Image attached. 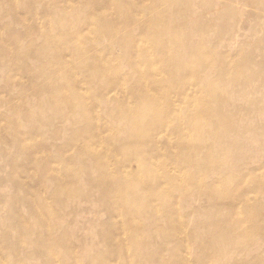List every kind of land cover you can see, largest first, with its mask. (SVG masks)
<instances>
[{"label": "bare ground", "instance_id": "obj_1", "mask_svg": "<svg viewBox=\"0 0 264 264\" xmlns=\"http://www.w3.org/2000/svg\"><path fill=\"white\" fill-rule=\"evenodd\" d=\"M20 1L37 16L38 5L48 0ZM52 1L49 33L60 34L61 46L50 34L44 44L36 40L22 44L10 33L7 42L9 47L12 40V47L5 45L7 53L14 51L6 63L8 58L12 63L19 60L9 67L10 74L17 72L26 81L12 79L3 93L16 89L32 100L0 98L12 112L0 122V146L5 148L4 158H11L8 175L16 191L0 197L2 226L5 229L12 221L7 211L11 199L29 206L30 214L16 218L19 243H9L7 230L1 234L0 264H12L5 258L10 252L19 257L15 264H40L27 247L47 257V264H258V259L248 262L237 255L249 253L259 239L264 240V177L259 170L246 171L239 179L240 188L228 190L223 171H217L243 133L234 130L216 82L235 83L238 77L231 71L240 72L255 59L232 58L222 51L215 78L204 86L201 75L214 62L215 52L204 43L188 46L180 27L169 26L167 18L179 16L178 0H85L82 7L74 6L76 0ZM180 1L183 26L191 12H187L189 0ZM123 8L128 9V18ZM5 12L7 17L16 15L11 7ZM234 12L228 8L225 16ZM32 21L36 26L37 19ZM226 34V29L220 32L219 46L229 47L223 39ZM146 39L151 52L146 50ZM91 46H102L104 51ZM110 55L117 57L104 65ZM82 71L89 75L84 86L90 89L75 78ZM112 91L116 99L110 96ZM186 95L196 111L182 117ZM64 122L69 125L64 127ZM121 129L124 137L115 134L111 142L126 138L123 148L100 154L102 134ZM203 140L213 142L205 145ZM207 164L215 167L208 169ZM112 165L120 166L114 175L109 173ZM135 165L132 174L128 170ZM149 168L157 170L142 172ZM164 182L173 186L165 187ZM187 192L214 203L206 210L190 205L185 209L181 193ZM248 193L259 202L248 199ZM188 208L198 217L211 216L206 236L184 232ZM103 212L106 219L100 222ZM87 213L108 233H76L73 228ZM60 220L65 224L56 223ZM192 252L195 262L189 260Z\"/></svg>", "mask_w": 264, "mask_h": 264}, {"label": "rangeland", "instance_id": "obj_2", "mask_svg": "<svg viewBox=\"0 0 264 264\" xmlns=\"http://www.w3.org/2000/svg\"><path fill=\"white\" fill-rule=\"evenodd\" d=\"M73 4L76 7H82L85 5V0H76ZM178 5L179 16L174 15L169 19L167 18V20H169V26L171 28L180 27L182 30V41L188 44V46L196 47L197 45L204 43L209 51L215 52L214 62L207 65L201 75L204 78H202L201 81L204 86H208L209 82L215 78L220 61L219 55L222 51L228 52L232 58L238 57L242 60L253 57L255 59V63L253 65L243 68L240 72L231 71L233 76L238 77L237 80H233L235 83L231 81L228 82L227 80L219 83L216 82L218 93L224 96L227 101V105H225V112L231 116L234 127L236 128L234 130L243 133L242 137L238 141V147L228 148L229 152L227 153L226 160L223 162L222 166L217 168V171H223L222 178L223 180L225 179L226 188L228 190H236L240 188L241 183L239 179L246 175L244 174L246 171L249 172L250 170H259L260 172L258 175L261 178L264 177V169L260 170L261 168H264V67L260 66L261 64L264 65V0H189V8L187 9V12H191V14L187 16L186 24L183 26L180 22V7L183 5L180 0H178ZM8 7H11L16 15L7 17L5 10ZM65 7H68V5L63 3V8ZM228 8L235 10L232 16H225ZM38 9L40 11L39 15L34 16L28 9L21 7L20 0H0V33L3 30H8L2 32V38L5 43H0V98L24 99L26 101L32 100L31 97H25L23 93H20V91L16 89L10 92L4 91L3 93L4 89L11 86L12 79H22L26 81V78L17 72L10 74L11 68L9 67H13L14 64H19V60H17L16 63H12V58H8V62L6 63L5 59L9 57L11 53H14V51L7 53L8 48H11L13 44L11 40V45L8 47L7 37L9 33L11 36L16 35V39L22 44H25L30 40H36L39 44H44L46 42L45 35L50 34L49 37L56 39L57 45H62L63 40L60 37V34L57 32L49 33V27L53 21L51 11L54 10V2L52 0H48L46 5H38ZM43 10L46 11L42 12ZM34 11H36L35 8L32 9V12ZM127 11V8H123L122 12L125 18L129 17ZM33 18L37 19L36 26L40 28L41 32H38L35 28L36 26L33 25ZM227 25L229 27L225 28ZM64 27L69 29L68 25ZM91 28H95V25ZM223 29H226L227 33L223 36V39L228 41L226 44H230L229 47L226 45L219 46L221 43L219 34ZM196 30L200 32H197ZM145 43L147 44L146 50L151 52L152 47L150 42L146 39ZM5 45L8 48H5ZM92 48L96 50L99 49V51L102 52L104 51V47L102 46H100V48L97 46ZM116 57V55L105 57L104 65H109L108 60H114ZM65 60L67 62H73L75 65H79V63L76 64L70 57H66ZM198 62H200V59ZM35 63L36 60L31 61V64ZM229 69L231 70L232 67L230 66ZM88 76L89 75H86L83 71L75 75L76 80L80 82L81 86L85 89H90V85L84 86L85 80ZM189 78L190 77H188L187 80H189ZM109 94L111 97L115 99L117 98L115 92L112 91ZM190 100L191 98L189 95L184 97L183 103H188V105L181 108L182 117L196 111V108L193 109L190 106V103H192V101L188 102ZM251 110L253 113H250ZM97 111L100 112V115L103 113V110L99 106ZM215 112L220 114L218 110H215ZM9 114H12V112H10L3 105V103L0 102V122L3 121V119H8ZM236 115L239 116L236 117ZM63 125L64 127H67L69 123L64 122ZM21 126L23 129L27 128V125L23 124ZM115 134L118 137H124V130L121 129L116 133L112 130H106L102 134L103 143L101 142L100 146L97 148V151L100 154H104L106 150L111 151L116 146L123 148L126 138H124L121 143L117 142L114 144L111 142V138ZM203 142L206 145L212 144L213 141L209 142L203 140ZM31 143H33L32 140H29L28 144ZM4 153V146H0V197L2 198L6 196L11 197V195L16 192L15 189H13L15 184L10 181L8 175L10 171L11 158H4ZM23 162V160L20 161L22 164ZM206 166L208 169L215 167L210 166L209 164ZM137 168L138 166L135 165L128 171L133 174ZM119 169L120 166L112 165L109 169V173L114 175L119 171ZM18 170L21 173L25 172L23 166H19ZM156 170V168H149L143 169L142 172H155ZM163 173L164 170L160 169L159 174ZM183 174L184 173L180 172V175ZM205 178L203 175V179ZM140 181H142L141 177ZM123 182L124 181H118V183ZM164 186L172 187L173 185L170 182L168 184L167 182H164ZM187 193L188 194L181 193L182 203H180L185 209L186 206L190 205L201 210H206L212 203H214L208 199H204L197 192ZM247 198L252 201L259 202V198L253 194L248 193ZM10 205L11 207L7 211L9 212V215H11L10 218L12 221L6 224V228L4 229L0 217V236L4 230H7L9 243H11V245H16L20 242L21 237L19 223L16 222V218L20 216H28L30 214V208L29 206L21 203H16L12 199L10 201ZM12 206L14 211L12 210ZM147 206L148 204L144 207ZM213 211H215V209ZM103 214L104 216L101 217L100 222L105 221L106 219L104 212ZM186 214L188 216V228L184 230V232L187 233V235L190 234L191 236H199L201 233L206 236V228L211 226V216L202 215L198 217L197 214H194V212L190 211L189 208L187 209ZM262 215H264V212ZM183 219L186 220L184 217ZM65 222V220L56 221V223L60 224H65ZM102 225L97 226L94 215L87 213L84 216L83 222L76 225V228H73V230L76 233H78L77 231H82L90 236H94L96 232L107 234L108 232L106 231V228ZM74 240L77 241L78 236L75 237ZM0 244L2 246L1 241ZM105 246L106 243L104 244V247ZM188 247L191 252L194 250L195 243L192 244V247L191 244ZM26 250L31 255H34L37 259H39L40 264H47V257L39 255L34 248L27 247ZM237 256H239L241 260L248 262L258 259L260 260L258 264H264V240L259 239L256 246L254 245V247L250 249L249 253L245 251L243 254H238ZM5 258L12 264H15L17 263L19 257L15 253L10 252L5 254ZM196 259L197 257L192 252L189 256V260L191 262H195ZM87 260L88 257H86V261Z\"/></svg>", "mask_w": 264, "mask_h": 264}]
</instances>
